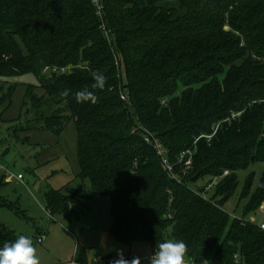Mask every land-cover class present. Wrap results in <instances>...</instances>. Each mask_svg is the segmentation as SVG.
Returning a JSON list of instances; mask_svg holds the SVG:
<instances>
[{"label": "trees", "instance_id": "16d2710c", "mask_svg": "<svg viewBox=\"0 0 264 264\" xmlns=\"http://www.w3.org/2000/svg\"><path fill=\"white\" fill-rule=\"evenodd\" d=\"M92 71L107 76L104 89L91 88ZM25 75L38 81L26 98L39 119L27 130L58 136L74 121L80 177L110 198L116 241L154 251L183 240L197 264H264V230L224 210L238 173L264 165V0H0V78ZM84 87L97 103L76 102ZM254 179L246 215L264 205V174L256 189ZM69 199L47 194V209L77 222ZM0 208L15 210L1 196ZM17 237L0 225V247Z\"/></svg>", "mask_w": 264, "mask_h": 264}, {"label": "rangeland", "instance_id": "374dc122", "mask_svg": "<svg viewBox=\"0 0 264 264\" xmlns=\"http://www.w3.org/2000/svg\"><path fill=\"white\" fill-rule=\"evenodd\" d=\"M51 72L45 69L43 75ZM32 86H38L33 75L0 78V196L15 209L0 208V225L17 236L30 237L41 264H73L82 251L87 264H110L120 249L126 259L150 255L151 247L143 244L128 247L110 234V198L95 194L91 181L80 177L74 121L68 122L58 136L39 128L27 130L36 126L39 119L35 104L26 98ZM31 92L37 98L45 96L41 89ZM251 173L255 174L253 189H256L264 165L238 173L239 188L224 210L233 218L260 226L264 223V205L256 213L246 215V201H241ZM50 193L70 197L67 207L80 214V220L72 222L65 214L51 215L46 205V195ZM43 236L45 241L41 243L38 240ZM142 264H147V260Z\"/></svg>", "mask_w": 264, "mask_h": 264}, {"label": "clouds", "instance_id": "9594fccd", "mask_svg": "<svg viewBox=\"0 0 264 264\" xmlns=\"http://www.w3.org/2000/svg\"><path fill=\"white\" fill-rule=\"evenodd\" d=\"M91 77L93 84L91 88L104 89L107 83V76L99 71H92ZM63 96L69 95V91L65 90ZM77 103L92 104L97 103L98 97L95 92L84 87L73 93ZM188 247L183 240L167 239L156 244L154 252L145 259L147 264H187L186 256ZM0 264H41L37 255V249L34 241L26 236L19 235L14 241L6 242L0 247ZM110 264H142L139 256H134L131 260L126 259L122 249L117 250V258L110 261Z\"/></svg>", "mask_w": 264, "mask_h": 264}, {"label": "built area", "instance_id": "2783aa9c", "mask_svg": "<svg viewBox=\"0 0 264 264\" xmlns=\"http://www.w3.org/2000/svg\"><path fill=\"white\" fill-rule=\"evenodd\" d=\"M46 69H47V70L54 71V72L57 71V70L54 69V68H53V69H52V68H46ZM124 99H125V97H124ZM166 103H167L166 100H164V101L162 102V104H164V105H166ZM217 130H218V128L215 129V131H214V135L216 134ZM212 138H213V135L210 136V137H208L209 140H211ZM145 141H146L147 143H151V144L154 145V147H155V149L157 150L159 156L162 158V161H163V164H164L166 170L169 172V175L172 177V176H173V169H174V167L169 163L168 159L166 158L167 151L162 147V145H161L159 142H157L156 140H154V137H153L151 134H148V135L146 136ZM194 153H195V151L192 150V149H190V150H187V151L182 152V153L180 154V156H179V162L183 165V167H184V171H185V172H188V171L192 168ZM228 174H229V173L226 172V173H225V176H227ZM19 179H22V176H21V175L19 176ZM216 182H217V179H216V181H215L213 184H211V185L208 187V189L210 190V189L212 188V186H213ZM260 228H261L262 230H264V223H262V224L260 225ZM38 241L41 242V243L44 242V241H45V236L41 237ZM153 252H154V251H153ZM235 259H236L237 262H238V260H239L238 256H235ZM145 260H146V259H141V262H142V261H145ZM186 261H187V264H197L195 261L190 260V259H188L187 257H186ZM73 264H75V263H73ZM214 264H221V263L216 262V263H214Z\"/></svg>", "mask_w": 264, "mask_h": 264}, {"label": "crops", "instance_id": "0c3cea01", "mask_svg": "<svg viewBox=\"0 0 264 264\" xmlns=\"http://www.w3.org/2000/svg\"><path fill=\"white\" fill-rule=\"evenodd\" d=\"M145 258H146V257H145ZM145 258H144V259H145ZM142 259H143V258H142ZM129 260H131V259H129Z\"/></svg>", "mask_w": 264, "mask_h": 264}]
</instances>
